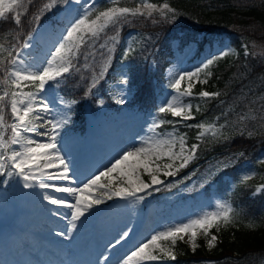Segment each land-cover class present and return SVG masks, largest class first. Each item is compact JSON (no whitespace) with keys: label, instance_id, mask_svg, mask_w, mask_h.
<instances>
[{"label":"rangeland","instance_id":"374dc122","mask_svg":"<svg viewBox=\"0 0 264 264\" xmlns=\"http://www.w3.org/2000/svg\"><path fill=\"white\" fill-rule=\"evenodd\" d=\"M58 1L59 0H57V2ZM8 2L9 0H5L6 4ZM146 4H153L157 9H160L164 4H167L169 9L172 10L171 12H168L167 15L173 13V8L167 1L159 0H68V2L61 7V10L55 16L53 21H46L36 26H43V33L39 36V40L35 41L34 45H31L27 50L24 49L25 41L31 37L36 27L31 35L18 45V47L22 45L21 50L18 52L22 65H17L15 67L23 66L28 68L30 65H34L35 68H39L43 65L45 60L50 59L49 53L57 45L65 28L89 5H94L92 13L88 17L89 21H91L95 19L99 12L106 11L109 8L118 9L123 7L131 10L139 8L144 12V15L148 16L145 7ZM9 15L10 12L6 13L5 18ZM154 15H160L159 11H153L152 16ZM27 24L30 26L29 22H27ZM127 33L128 34L125 37L116 36L115 41H112L110 37H107L102 41L97 40L95 46L91 48V52H97L98 50H101L99 44L104 43L106 44L104 50L109 52L108 49H111V55L109 56L107 63H100L99 65L102 64L100 68L96 67V70H99L98 74H101L103 70H107L111 65L112 59H114L119 45L122 46L123 52L121 65L116 74V81L110 83L106 94H101L99 91H96L95 95L97 97L95 103L93 102L95 100L92 101V99H90L85 104V130L81 132L80 130L74 129L72 126L77 102L66 99L60 93L58 85L63 78H59V83L56 81H50L49 84L51 86L47 87V91L40 93V96H43L51 106V111L40 112V115L45 119L35 120L36 127L34 129H29L24 138L25 140L33 139L37 142L47 143L49 142L48 137L41 135L46 129L45 127H40V125L42 123L46 125L48 135L50 136L52 134L51 126L47 124V121L51 120L52 123H56L57 121L67 119V123L60 129L59 136L57 137L59 141L58 147L60 149V155H63L66 161H71L70 175L74 177L72 183H79L81 188H83V182L88 177L97 173L99 169H104L106 165H109L110 161H113V158L120 153V148H118V146L126 140H134L136 146L140 147L143 142H147V145H152L156 140L174 139L177 143L172 150L175 153H179L180 145L178 141L180 137H183V134L179 132V129L176 126L164 130L159 128V108L165 106L166 101L174 106L179 102L181 105L185 106V114L193 117V109L198 108L201 102L200 99H198L200 97L199 93L205 91L202 90L198 92V83L205 80V68L202 67L203 64L214 56H219L225 53L226 55H231L234 53L233 48H230L228 44L220 43L218 41H214L212 44H207L205 50L199 54L196 50L195 43L189 44L187 47L180 49L177 42H175L172 55L169 57L170 64H168L165 69L164 81L160 84L158 98L155 97L153 101L154 106L152 104L151 107L148 106V109L145 110L144 107L141 109L136 103H132L134 89L130 85L129 77L132 69L130 55L139 45V38L132 32ZM7 54H9V50L4 46H0V63H6L3 80L9 79L13 81L11 71L14 66L12 63L8 66L9 58L6 59ZM14 58H16V56L13 55L12 59ZM80 59L81 57H79L77 61H74V63H79ZM155 65L154 62H151L149 66L153 67ZM35 68L29 70L34 71ZM73 71L74 69H71L70 73ZM189 72H196V75L192 77L191 81L185 77L181 82L179 92H177L172 85L180 74ZM105 73L106 71L103 72L102 76H104ZM8 75L9 77H7ZM125 79L128 81L127 84L122 83ZM189 83L192 84V95L184 96L183 93L186 91ZM20 84L23 92L35 93L38 90L39 81H36L35 83L21 81ZM2 87H4V84L1 85V91H3V93L7 92L6 90L4 91V88L2 89ZM19 91L20 89H16L15 92ZM16 98L20 99L19 96ZM121 98H126L125 103H117ZM12 99L13 96L0 102V109H2L5 114V116L0 114V116H3V120H0V156L5 157L10 156L13 150H23L25 146L23 140L19 144H11L12 130L10 133H5L7 128L10 126L9 128L11 129V125L15 122L14 118H11L8 114V112L11 111ZM100 100L104 101L103 105L99 103ZM256 100H261L262 102L259 104L253 103ZM249 103L250 105L244 109L239 110L234 108V117L229 118L222 123H218L214 120H206L201 123L205 125V128L213 126L214 129L218 130L215 135L213 134V130L205 131L202 129L201 132H203L210 141H214L217 138H228L236 134L254 135L264 132V95H258L256 98L251 99ZM188 105H191L190 112L187 107ZM36 111H39V109L34 106V111L29 113V120L34 119ZM154 124L158 126L154 128ZM184 143L186 154H189L191 147L185 142V140ZM74 150H77L79 156L74 153ZM113 150L115 153H113ZM167 151L168 146H165L161 149H156V152L152 155L153 169H155L156 165L160 166V171L155 172L154 174L158 175L163 183L152 186L146 190V192L139 193L138 195H144V200H138L135 197L129 199L113 197L111 200H108L105 196V202L98 206H94L91 212L85 213V218H81L82 223L77 221V229L71 232L67 231L70 227L68 223L69 217H62L54 212H50L49 209H54L56 206L50 205L48 201L43 199V196L46 194L60 196V193L54 192L50 189H41L38 185L26 189L23 187V180L18 176L14 174H0V223L13 217L21 218V215L26 214L27 212L37 223L35 227L29 229L31 231L30 235L38 236L41 239L40 243L43 248L38 251H33L32 249L28 250L27 247H30L29 245L32 241H29L26 237L22 238L23 231H13L12 234L15 236H12L11 239L18 242L22 240L26 249L24 250V248L20 246L17 255L21 254L22 256L21 258L15 257V262L17 264H28L29 258L32 257H35L39 262H44V252H51L53 257L62 261L61 253L64 250L67 252L69 251L70 257L75 251H83L85 245L82 239L83 237L88 236L91 229H93V233L96 235L97 245L101 250L100 259L104 260V256L108 257V255L112 253L111 250L113 245L115 244L116 239L120 236H118V234L111 235L108 231L97 227V218H99V220L107 219L111 221L112 224H119V221L121 220L122 227L126 225V227L132 226V228H135V226L141 222L142 226H140V228L142 229V227L145 226V229L147 228L145 230L147 232V237H144V240H142L143 243H146L152 235L168 230L172 226H180L182 224L190 223L192 220L202 218L206 214L212 212H220L221 208L219 206L221 204L230 207L227 202L222 201L221 195L217 193L218 188L214 181L216 176L224 170V167L231 162L228 158L214 162L208 161L202 168H196V170L190 168L183 172L194 160V157L189 161L186 167L180 168L179 165L182 162L181 160H172L167 156L161 155ZM158 155H160V158H157ZM2 162L5 163V165L11 164L10 160H4ZM98 162L103 163L97 167ZM36 163L40 165L39 168H34V172L37 175H39L41 171L48 169L44 166L45 162L43 160H37ZM169 163L173 164L172 171L175 172V175L173 176H167L164 174L166 171L164 165ZM122 168L125 173L128 171L126 165H123ZM4 171H11V169L6 168ZM54 172V174L62 172V167L58 172ZM48 173L49 172H46L41 178L45 183L54 185L69 183L68 181H62L59 179H55L54 182H51L48 179ZM139 173L140 181L151 185V176L142 168L139 169ZM250 176H252V174L250 175L247 170L243 171L241 175L243 179H250ZM224 178L228 182L233 183V179L230 178L229 175H224ZM135 179V176H133V180ZM100 183H110L113 189L118 187H131V185L125 182V176L120 170L112 173L110 178L102 177ZM260 188L262 187L259 186V189ZM106 191L107 189L93 186L90 192L85 190L78 195H81L86 199H96L97 197L102 196ZM147 191H150L151 195H147ZM59 211L62 213L66 211V209L61 207ZM224 224L225 222L223 219L213 221L206 232L198 226L193 227L191 231L196 232L195 245L197 246L200 244V240L204 239L208 247H213L217 240V235L212 232V229L216 228L219 230ZM122 227V230L126 229V227ZM24 228L25 227L23 226L20 227V229ZM61 231L66 232L67 235H58ZM103 233H105V236H103ZM99 235L102 237L100 238ZM181 235L183 236V239L176 237L174 238V242L172 238L158 241L161 247H155L154 245L149 244V248L146 249L145 252L156 256L157 259L142 260L141 264H174L175 259H172V256L176 257L174 250L178 240H182L188 247L194 248L191 232L186 234L182 233ZM68 236L74 237L71 238V240L75 241L74 248H69L67 241H64L66 238L70 239ZM212 236H215L216 239L210 246L209 240ZM4 239V237H0V243ZM54 244H56L55 248L61 247L60 253H57ZM33 245L36 246L35 243ZM161 248L163 251H161ZM7 252L10 257H14V254L16 253V251L11 248H8ZM168 253H171V255ZM112 257L110 256L107 261L109 262ZM81 262V257L75 259V263ZM0 264H4V261L1 258ZM83 264H99V262H92L90 258L86 257L83 259Z\"/></svg>","mask_w":264,"mask_h":264},{"label":"trees","instance_id":"16d2710c","mask_svg":"<svg viewBox=\"0 0 264 264\" xmlns=\"http://www.w3.org/2000/svg\"><path fill=\"white\" fill-rule=\"evenodd\" d=\"M167 1L173 8L168 16H128L118 26H109L101 34L99 41L111 36L125 37L127 32L137 33L139 45L130 55L132 71L131 83L135 85V101L142 107L154 105L157 97V82L163 80L168 57L172 54L175 40L184 45L197 43L200 52L208 43L219 41L230 44L235 53L213 58L206 69L208 78L198 83V92L205 89L210 93H220L218 97L201 98L198 108H194L193 119L174 117L170 112L160 113V128L176 126L184 140L191 147L199 145L195 160L183 172L196 166L202 168L208 161L231 158V162L216 177L217 193L223 202H228L232 212L221 229H212L217 240L208 248L205 240L191 249L182 240L175 246V264H264V132L248 135L236 134L228 138L210 141L201 136L203 121L218 123L233 118L234 108L244 109L258 95H264V0H159ZM51 0H21V5L10 17L0 20V44L12 45L18 36L27 35L40 17L52 18L51 9L45 4ZM58 3V6H61ZM19 13L21 23L13 20ZM30 23V26L27 24ZM25 35V36H26ZM83 51V50H82ZM91 52V49H89ZM122 46L116 50L114 59L105 77L98 75L96 67L107 63L110 52L104 49L92 52L85 68L81 56L74 71L61 84V92L68 98L79 101L77 118L85 128V104L92 99L95 87L102 93L108 89L106 79L113 80L122 59ZM150 61L156 69H151ZM102 63L101 65H99ZM5 64L0 63V94ZM102 73V72H101ZM96 78V80H95ZM10 86V83H9ZM261 100L253 103L259 104ZM247 170L251 179H243ZM229 175L233 183L223 179ZM263 186L259 192L257 188ZM211 262V263H208Z\"/></svg>","mask_w":264,"mask_h":264},{"label":"snow or ice","instance_id":"6c2138e0","mask_svg":"<svg viewBox=\"0 0 264 264\" xmlns=\"http://www.w3.org/2000/svg\"><path fill=\"white\" fill-rule=\"evenodd\" d=\"M68 0H65L67 3ZM57 0H51V3L45 4V9H51L54 5H56ZM21 5V0H9L6 4L5 0H0V18H5L6 13L12 12L15 7H19ZM94 5H89L87 8L83 9L80 15H78L66 28L64 33L60 36L57 45L54 49L49 53L50 59L44 61L43 65L39 68H35L34 65H30L28 68L23 66L15 67L17 65H22V61L19 58V53L16 54V58L12 59L11 63L14 66L11 75L13 77V84L17 89H20L19 92H13V99L11 100V112L13 114L14 123L11 125L12 130V139L11 144H19L21 141H24L23 150H13L10 156H0V174L7 175H16L23 180V187L26 189L33 188L34 185H38L41 189H50L54 192L60 193V196H53L50 194H46L43 196V199L48 201L50 205L56 206L54 209H49L50 212H54L57 215L62 217H69L68 223L70 227L68 228V232L77 229V221L82 223L81 218H85V213L91 212L94 206H98L105 202V196L108 200H111L113 197L121 198V199H129L132 197L137 198L138 200H144V195H138L139 193L146 192L149 188L154 185H158L163 183L158 177V175L154 174L155 172L160 171V166L156 165L155 169L152 167V155L156 152V149H161L165 146H168V151L162 153L161 155L167 156L169 159L176 160L179 159L182 162L179 167H186L189 161H191L199 147L197 144H193L191 146V150L189 154H186V148L184 143V138H179L180 150L179 153L173 152V147L177 143L174 139L167 140H156L152 145H147V142H143L142 146L134 147L132 150L125 149L121 153H119L116 157L113 158V161L109 162V165H106L104 169H99L97 173H94L90 177H88L83 182V188L79 186V183L73 184L72 181L74 177L70 175L71 173V161H66L63 155H60V149L58 147V139L59 131L64 125L67 123V119L57 121L56 123H52L51 120L47 121V124L51 126V135H48V130L46 125L43 123L40 127H45V131L41 133V135L47 136L49 142H37L33 139H24L27 131L29 129H34L36 127L35 120H44L45 118L40 115V112H48L51 111V106L48 104L46 99L43 96H40V93L47 91V87L51 86L49 84L50 81H56L59 83V78H66V75L70 73L71 69H76V64L74 61H77L79 57H83L85 61L84 67L87 68V61L90 56L94 54L89 51V49L93 48L96 44V41L100 39L101 34L105 32V30L109 26H118L120 23L125 21L128 16H143L144 12H142L139 8L135 10H131L129 8H109L106 11L99 12L96 15L95 19L89 21L88 17L92 13V8ZM147 15L149 17L152 16L153 11H159L161 16H167L168 12L172 10L169 9L167 4H164L162 8L157 9L153 4H146ZM13 22L19 26L21 23L20 14L17 13L14 16ZM31 37H29V40ZM112 41L116 40V36L110 37ZM31 45L28 42H25L24 47H30ZM83 47V51H82ZM106 44H99V48L104 49ZM110 52L111 49H108ZM226 54V53H225ZM11 55V53H10ZM213 60L208 59L204 64L203 68H207L210 64H212ZM35 68L34 71H30L29 69ZM196 75V72L182 73L175 80V83L172 87L179 92L181 88V82L187 77L189 81H191L192 77ZM21 81H30L35 83L39 81L38 90L33 92H23L21 89ZM123 84H127L128 81L125 79L122 81ZM92 87H95V81H93ZM9 94L7 92L4 95H0V102L4 101L5 97ZM184 96L192 95V84L189 83L186 91L183 93ZM220 93H210L208 91H202L199 93L201 98H213L218 97ZM20 97L17 99L16 97ZM126 98H121L117 101V103H125ZM175 99V97H174ZM99 103L103 105L104 101L100 100ZM35 108H38L39 111L35 112V116L33 120H29V113L34 111ZM189 112L191 111V105H188ZM2 111V109H0ZM160 113L171 112L174 117H181L182 119H193L191 115L185 114V106L181 105L179 102L177 105H173L171 103L165 102V106L159 108ZM22 113V114H20ZM0 120H3V116H0ZM163 123V121H161ZM158 125L154 124L153 127H157ZM199 128L204 129L205 131L213 130V134H216V129L213 126H209V128H205V125H198ZM201 136L204 135L203 132L200 133ZM35 145V146H33ZM160 158V155L157 156ZM10 160V165H5L2 161ZM37 160H43L45 162V167L52 168H61L62 172H58L57 174L48 173V179L54 180L59 179L62 181H68V184L54 185L45 183L40 177L44 176L45 173L41 171L39 175L34 172V168H39L40 165L36 163ZM58 161V164H57ZM134 161V162H131ZM123 165H126L128 171L125 173L122 168ZM6 168H10L11 171H4ZM143 169L151 176V185L140 181V173L139 169ZM165 175L173 176L175 172L172 171L173 164H165L164 165ZM120 170L122 174L125 176V182L131 187H118L113 189L111 184H101L102 177H111L112 173ZM133 176H135V180H133ZM93 186H97L99 188L107 189V191L100 197L96 199L85 198L79 193L84 192L85 190L91 191ZM147 195H151L150 191H147ZM63 207L66 209L64 212H60L59 209ZM221 208L220 212H212L206 214L202 218H198L192 220L190 223L182 224L180 226H172L170 229L160 232L159 234H154L149 238V241L143 243L140 246H137L136 250H133L130 255L127 256L126 260L131 261L133 257H136L139 260H156L157 257L151 255L150 253H146L145 250L149 248V244L154 245L155 247H161L158 243L160 240H168L170 238L179 237L183 239L182 233L191 232V238L193 240V247H195L196 240V232L191 231L193 227H200L207 231L208 227L211 226L213 221L218 219H223L225 223L229 220V214L232 212V209L226 205L221 204L219 206ZM128 232L125 231L121 233V236L116 239V245L121 244L122 240L127 239ZM60 236H66L67 233L61 231L58 233ZM216 237L212 236L209 240L210 246L214 243ZM161 251L163 249L161 248ZM171 255V253H168ZM172 259H175L172 256ZM104 260L107 261L108 257L104 256ZM100 264V261H99Z\"/></svg>","mask_w":264,"mask_h":264},{"label":"bare ground","instance_id":"6f19581e","mask_svg":"<svg viewBox=\"0 0 264 264\" xmlns=\"http://www.w3.org/2000/svg\"><path fill=\"white\" fill-rule=\"evenodd\" d=\"M43 33V26H38L36 27L34 33L31 35V39L25 41L28 42L30 45H34L35 41L39 40V36ZM29 47L24 49H28ZM124 141V140H123ZM134 147H139L136 146V142L134 140H126L125 142H123L120 146H118V148H120V153L122 151H124L125 149L128 150H132ZM74 153L76 155L79 156V153L77 152V150H74ZM113 153L114 150H113ZM80 159V157H79ZM101 163L103 162H98L97 167H99L101 165ZM61 169V168H59ZM58 168H52V169H46L43 172L46 174V172L49 173H55L54 171H59ZM43 176H41L40 178H42ZM51 182H54V180H50ZM19 220V222H18ZM97 221V227H100L106 231H108L111 235H115L118 234V236H121V233L127 231L128 237L125 240L121 241V244L116 245L115 247L112 248V253H110L108 255V258H110V256L113 258H111V260L105 261L100 259L101 256V250L99 248V246L97 245V238L95 233H93V229H91L90 233L88 234L87 237H83L82 241L84 243V249L83 251H75L73 253V255L70 257L69 255V251H63L62 254V261L58 260L57 258L53 257L51 253L48 252H44L45 253V261L41 262V263H36V262H29V264H83V259L84 258H90V260L99 262L101 264H141L142 260L137 259L136 257H133L131 261H127L126 258L128 255H130V253L133 250L137 249V246L142 245L144 240V237H147V232L145 231V227H142V229L140 228V226H142L141 222H139L135 228H132V226H128L126 227L121 225L122 221H119L118 223L112 224L111 221L105 219V220H99V218L96 219ZM18 222V223H17ZM37 225L36 220L33 219L32 217H30V214H22L21 218L20 217H13L10 219L5 220L4 222L0 223V237H4L5 239L0 243V258L4 259L5 263L4 264H11V258L8 255L7 249L11 248L12 250H15L16 253L18 252V249H20V246H22L24 249V244L23 241L21 240L20 242L15 241L13 239H11V237L13 235H11V228H18L19 229L21 226H25L26 229H20V231H25L22 232V238H27L29 241H32V243H30V247L29 248H33V244L35 243V245H38V250H41V239L38 236H31L30 235V230L31 228L35 227ZM122 228H125V230H122ZM121 229V230H120ZM122 231V232H121ZM103 236H105V233H103ZM70 239H64V241L68 243V247L69 248H74L75 247V241L71 240V238H74L72 236H68ZM99 237L101 238L102 236L99 235ZM56 244H54L55 246ZM55 248V247H54ZM57 253L61 252V247L55 248ZM23 250V249H21ZM76 255V256H75ZM19 257V255H18ZM77 257H81L82 258V262L81 263H75V259ZM34 261V260H33Z\"/></svg>","mask_w":264,"mask_h":264}]
</instances>
